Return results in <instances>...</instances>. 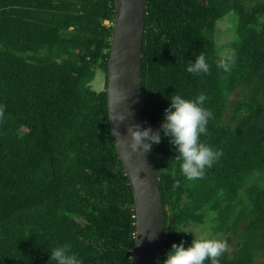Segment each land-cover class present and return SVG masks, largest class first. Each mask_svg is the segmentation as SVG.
Here are the masks:
<instances>
[{
	"label": "trees",
	"instance_id": "trees-1",
	"mask_svg": "<svg viewBox=\"0 0 264 264\" xmlns=\"http://www.w3.org/2000/svg\"><path fill=\"white\" fill-rule=\"evenodd\" d=\"M231 12L234 37L220 43ZM115 16V0H0V264H53L48 252L63 244L83 264H131L135 201L108 109ZM229 51L225 73L216 64ZM142 53L146 127H160L171 94L203 93L214 118L201 140L223 151L188 180L168 139L153 145L160 264L172 244L191 243L180 231L193 224L224 237L220 264H264V0H147ZM201 53L209 73L187 72Z\"/></svg>",
	"mask_w": 264,
	"mask_h": 264
},
{
	"label": "water",
	"instance_id": "water-1",
	"mask_svg": "<svg viewBox=\"0 0 264 264\" xmlns=\"http://www.w3.org/2000/svg\"><path fill=\"white\" fill-rule=\"evenodd\" d=\"M115 10L107 72L108 109L114 143L135 201L136 234L131 264H160L165 209L158 174L151 153H132L128 147L129 127H146L141 64L147 0H115Z\"/></svg>",
	"mask_w": 264,
	"mask_h": 264
},
{
	"label": "clouds",
	"instance_id": "clouds-1",
	"mask_svg": "<svg viewBox=\"0 0 264 264\" xmlns=\"http://www.w3.org/2000/svg\"><path fill=\"white\" fill-rule=\"evenodd\" d=\"M234 63L235 53L229 51L218 60L216 67L228 73ZM186 70L195 75L207 74L210 66L201 53L195 55L194 61L188 62ZM168 97L166 99L170 103L164 109L160 127L156 130L150 126L143 129L140 125L129 127L128 147L132 153H151L154 144L167 138L183 176L188 180L202 179L206 169L211 168L223 156L222 150L214 149L201 140L202 136H207L208 123L214 118L213 112L204 106L207 97L203 93L194 99H186L180 94H171ZM2 114L3 107L0 106V115ZM123 119L121 116L120 120ZM180 232L191 234V243L187 247L183 240L179 244H172L170 250L164 254L162 264H204L206 260L210 264H220V257L228 250L227 242L210 238L203 231L199 234L193 230ZM48 254L49 261L53 264H83L70 244L54 247Z\"/></svg>",
	"mask_w": 264,
	"mask_h": 264
},
{
	"label": "rangeland",
	"instance_id": "rangeland-1",
	"mask_svg": "<svg viewBox=\"0 0 264 264\" xmlns=\"http://www.w3.org/2000/svg\"><path fill=\"white\" fill-rule=\"evenodd\" d=\"M229 21H231L232 23H230ZM236 22H237L236 16H235V13H233V12L229 13L224 19L219 21L218 27L221 25L220 33L218 35V39H219L220 43H226L227 41L233 39V37H234L233 32L229 30V27L231 26V28L235 31L236 30ZM97 76L98 77H96L97 79L93 84H94L95 88L102 89L105 86V76L103 75L102 72H99ZM207 223H208V221L204 225H206ZM189 229L196 231L197 234H199L201 231H203V229L200 227V225H197V224L191 225L189 227ZM203 232L204 233L206 232L205 234L208 235L209 231H203ZM220 239L224 240V237L220 238ZM231 246L233 247L234 244Z\"/></svg>",
	"mask_w": 264,
	"mask_h": 264
}]
</instances>
